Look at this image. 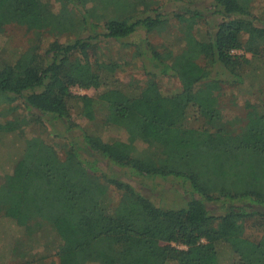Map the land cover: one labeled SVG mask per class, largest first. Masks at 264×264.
Here are the masks:
<instances>
[{
  "label": "trees",
  "instance_id": "16d2710c",
  "mask_svg": "<svg viewBox=\"0 0 264 264\" xmlns=\"http://www.w3.org/2000/svg\"><path fill=\"white\" fill-rule=\"evenodd\" d=\"M105 1L113 12L106 13L104 33L93 35L94 5ZM254 1L212 0L208 6L222 20L204 34L195 33L203 13L187 9L192 20L177 52L145 37L133 41L146 75L137 91L119 79L120 63L100 61L96 52L106 38L121 42L142 29L164 30L161 12L138 16L151 0H59L64 14L46 0H0V34L9 24L33 33L17 62L0 68V107L22 99L34 122L64 141L59 149L40 135L26 138L12 172L0 175V218L23 226L2 260L28 264L52 255L58 264H219L229 249L230 264H264V106L228 118L220 100L223 84L243 83L251 65L264 62V18L255 24ZM66 33L77 38L54 39L38 52L42 36ZM161 76L178 78L181 90L164 95ZM189 109L206 121L203 129L175 123ZM2 112L0 140L33 123L9 126ZM73 115L102 130L119 128L126 139H104ZM78 128V136L68 134ZM135 178L169 183L177 203L143 191ZM111 186L122 191L114 208ZM249 227L261 236H247Z\"/></svg>",
  "mask_w": 264,
  "mask_h": 264
},
{
  "label": "rangeland",
  "instance_id": "374dc122",
  "mask_svg": "<svg viewBox=\"0 0 264 264\" xmlns=\"http://www.w3.org/2000/svg\"><path fill=\"white\" fill-rule=\"evenodd\" d=\"M50 8L64 14L65 11L61 8V3L59 0H46ZM151 4L147 7L141 5L139 7L138 16L146 17L148 15H156V13H162L168 22L165 24V29L161 32L147 33L142 29L137 35L130 38H126L123 41H115L110 38H106L107 41H102L99 45L98 52H96V58L104 62H118L122 66L119 67L117 72L119 79L124 82L132 83L133 87L139 91L146 80V75L143 69V61L138 57V52L133 41H139L142 37L147 38L153 44L165 43L168 46H172L174 52H177L178 48L183 45V29L189 25L191 15L187 12V9H199L203 13L204 19L195 27L196 34H204L207 29L214 30L217 25L222 20V15L216 14L212 8H210V2L212 0H194L190 2L189 0L177 1V0H151ZM105 5V6H104ZM104 5L96 4L94 5V15L90 19V28H94V31H90L93 35L97 33H104V20H106V13L113 12L109 8V1H105ZM208 6V7H207ZM144 7V8H142ZM66 9V8H65ZM64 11V12H63ZM114 14H116L114 12ZM179 14V15H177ZM169 16V17H167ZM252 17L255 24L258 26L263 25L262 19L264 18V0H255L252 7ZM97 23V24H94ZM87 36L85 33L79 34V36ZM33 37V33L25 26L18 24H9L4 27L3 32L0 34V68L6 64H15L20 58L21 53L28 48L29 39ZM77 35L73 33H66L61 36L48 35L45 34L41 39H38L39 43V53L44 54L46 52L47 46L54 40H60L61 42H67L69 40L76 39ZM243 50H237L236 53H243ZM248 57H251L247 53ZM160 89L164 95H173L181 90V84L178 78L161 76L159 78ZM223 90L221 95V106L223 114L225 117L232 118L234 116H240L242 118L248 117L254 111L264 106V62L258 61L251 65L248 71V75L243 80V83L239 85H229L223 84ZM75 94H89L94 95L96 93L95 89L85 90L82 88L73 89ZM1 105L0 109L3 111V120L8 121L9 126H21L22 123H27L33 120V123H29L23 129H16L9 131L4 134L0 140V175L11 173L16 160L21 155L25 139L31 136L40 135L45 138V140L55 144L59 149L63 147L64 141L61 139H56L53 136V131L51 128L44 123L43 126L34 122L36 119L32 116L30 112L24 105L22 99H17L14 103L7 105ZM47 119V116H46ZM73 119L80 124V127H86L88 129L99 130L104 139L111 138H121L126 139V135L123 130L114 127H107L105 130L101 129L99 123L89 122L87 119L73 115ZM164 121L170 122L171 115H166ZM175 123L177 125H184L189 128L203 129L206 126V121L203 117L196 115L193 109H189L188 116L186 118L177 117L175 118ZM148 127L149 132H154L153 128ZM57 128L63 133L66 132V128L58 123ZM80 128L73 129L70 135L78 136L80 133ZM107 164H105L106 166ZM140 184V188L143 191L150 193L157 197V199L162 196L165 203L168 205L175 204L178 201V196L172 190L169 183H163L157 180L158 185L151 180H142L141 178H135ZM161 182V183H160ZM164 184V185H163ZM122 191L116 188V186H111L112 195V208L118 203ZM23 226L13 221L12 217L6 216L0 218V253L6 247H10L8 242L14 240L22 234ZM246 235L252 238L261 236V232L256 231L253 228H247ZM45 258L39 257L38 255L32 259V262L28 264H58V259L56 256L46 255ZM7 262V264H22L24 262L14 261L11 258L2 260ZM234 260V254L227 249L222 252L219 264H230ZM27 264V262L25 263Z\"/></svg>",
  "mask_w": 264,
  "mask_h": 264
},
{
  "label": "built area",
  "instance_id": "2783aa9c",
  "mask_svg": "<svg viewBox=\"0 0 264 264\" xmlns=\"http://www.w3.org/2000/svg\"><path fill=\"white\" fill-rule=\"evenodd\" d=\"M233 52H235V53H236V52H237V50H234Z\"/></svg>",
  "mask_w": 264,
  "mask_h": 264
}]
</instances>
